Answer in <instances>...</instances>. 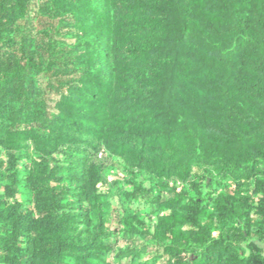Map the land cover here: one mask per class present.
Wrapping results in <instances>:
<instances>
[{"label": "trees", "instance_id": "16d2710c", "mask_svg": "<svg viewBox=\"0 0 264 264\" xmlns=\"http://www.w3.org/2000/svg\"><path fill=\"white\" fill-rule=\"evenodd\" d=\"M0 264H264V0H0Z\"/></svg>", "mask_w": 264, "mask_h": 264}, {"label": "rangeland", "instance_id": "374dc122", "mask_svg": "<svg viewBox=\"0 0 264 264\" xmlns=\"http://www.w3.org/2000/svg\"><path fill=\"white\" fill-rule=\"evenodd\" d=\"M153 223H154V221H153V220H148V226H149V228H152V226H153Z\"/></svg>", "mask_w": 264, "mask_h": 264}]
</instances>
